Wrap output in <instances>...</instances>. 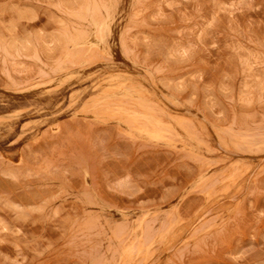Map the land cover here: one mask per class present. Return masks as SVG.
I'll return each instance as SVG.
<instances>
[{
	"label": "rangeland",
	"instance_id": "374dc122",
	"mask_svg": "<svg viewBox=\"0 0 264 264\" xmlns=\"http://www.w3.org/2000/svg\"><path fill=\"white\" fill-rule=\"evenodd\" d=\"M0 264H264V0H0Z\"/></svg>",
	"mask_w": 264,
	"mask_h": 264
},
{
	"label": "bare ground",
	"instance_id": "6f19581e",
	"mask_svg": "<svg viewBox=\"0 0 264 264\" xmlns=\"http://www.w3.org/2000/svg\"><path fill=\"white\" fill-rule=\"evenodd\" d=\"M144 106V105H143ZM146 108V107H145ZM159 129V128H158ZM161 131V130H160ZM151 133V132H150ZM163 136V135H162Z\"/></svg>",
	"mask_w": 264,
	"mask_h": 264
}]
</instances>
